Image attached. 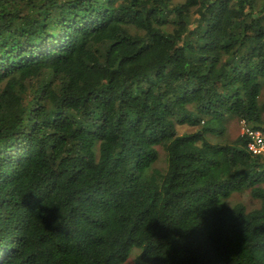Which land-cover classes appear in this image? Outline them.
Segmentation results:
<instances>
[{
    "label": "trees",
    "instance_id": "16d2710c",
    "mask_svg": "<svg viewBox=\"0 0 264 264\" xmlns=\"http://www.w3.org/2000/svg\"><path fill=\"white\" fill-rule=\"evenodd\" d=\"M231 119L264 136V0H0V264H264Z\"/></svg>",
    "mask_w": 264,
    "mask_h": 264
},
{
    "label": "rangeland",
    "instance_id": "374dc122",
    "mask_svg": "<svg viewBox=\"0 0 264 264\" xmlns=\"http://www.w3.org/2000/svg\"><path fill=\"white\" fill-rule=\"evenodd\" d=\"M179 134L181 133H192L199 129V127L182 125L177 127ZM243 134V124L238 120L231 119L228 121L226 126V132L223 135L222 139L224 142H232L237 139L240 135ZM217 141V139H215ZM231 202H242L244 203L249 210L259 207L260 202L254 200L249 193L235 194L231 199ZM124 264H134V258L132 257Z\"/></svg>",
    "mask_w": 264,
    "mask_h": 264
},
{
    "label": "built area",
    "instance_id": "2783aa9c",
    "mask_svg": "<svg viewBox=\"0 0 264 264\" xmlns=\"http://www.w3.org/2000/svg\"><path fill=\"white\" fill-rule=\"evenodd\" d=\"M242 124L243 133L250 139L248 144L249 151L254 156L264 157V136L259 131L248 127L244 122H242Z\"/></svg>",
    "mask_w": 264,
    "mask_h": 264
},
{
    "label": "clouds",
    "instance_id": "9594fccd",
    "mask_svg": "<svg viewBox=\"0 0 264 264\" xmlns=\"http://www.w3.org/2000/svg\"><path fill=\"white\" fill-rule=\"evenodd\" d=\"M149 254V253H148ZM150 255V254H149ZM133 256H136V253H133Z\"/></svg>",
    "mask_w": 264,
    "mask_h": 264
}]
</instances>
